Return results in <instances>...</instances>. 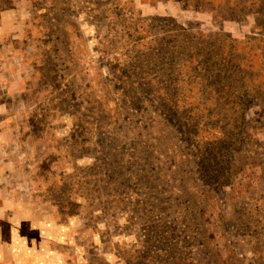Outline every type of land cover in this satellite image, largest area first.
<instances>
[{"label": "rangeland", "instance_id": "374dc122", "mask_svg": "<svg viewBox=\"0 0 264 264\" xmlns=\"http://www.w3.org/2000/svg\"><path fill=\"white\" fill-rule=\"evenodd\" d=\"M0 264H264V0H0Z\"/></svg>", "mask_w": 264, "mask_h": 264}]
</instances>
